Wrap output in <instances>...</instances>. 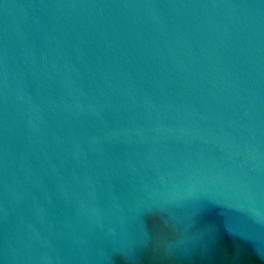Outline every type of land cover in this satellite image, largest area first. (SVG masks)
Returning <instances> with one entry per match:
<instances>
[{
    "label": "water",
    "instance_id": "obj_1",
    "mask_svg": "<svg viewBox=\"0 0 264 264\" xmlns=\"http://www.w3.org/2000/svg\"><path fill=\"white\" fill-rule=\"evenodd\" d=\"M0 264H264V0H0Z\"/></svg>",
    "mask_w": 264,
    "mask_h": 264
}]
</instances>
